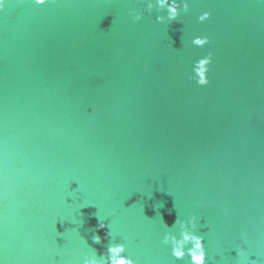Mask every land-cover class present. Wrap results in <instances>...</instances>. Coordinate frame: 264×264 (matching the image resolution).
<instances>
[{
	"label": "water",
	"instance_id": "95a60500",
	"mask_svg": "<svg viewBox=\"0 0 264 264\" xmlns=\"http://www.w3.org/2000/svg\"><path fill=\"white\" fill-rule=\"evenodd\" d=\"M189 2L162 25L147 0H6L0 264H83L110 243L186 264L161 240L190 216L207 264H264V3ZM209 53L199 86L192 63Z\"/></svg>",
	"mask_w": 264,
	"mask_h": 264
},
{
	"label": "clouds",
	"instance_id": "9594fccd",
	"mask_svg": "<svg viewBox=\"0 0 264 264\" xmlns=\"http://www.w3.org/2000/svg\"><path fill=\"white\" fill-rule=\"evenodd\" d=\"M50 0H32L35 5H44L49 3ZM54 2V0H51ZM260 3H264V0H259ZM6 0H0V10L5 7ZM163 10L166 14H160L155 17L157 23L162 25H169L172 21L181 19L183 14H187L190 10L189 0H147V9L151 11L153 8ZM133 21H140L143 18V14L138 11H132L129 13ZM211 17L210 11H202L197 16V21L203 23ZM210 38L207 35H194L190 39V44L197 48H204L210 44ZM212 63L211 53L200 56L192 63V71L189 79L194 80L199 86H206L209 83V65ZM178 222L175 220L174 223ZM106 227L104 220L98 219L96 225L97 231ZM198 217L190 216L182 223V231L179 236L171 231H165L163 234L161 243L170 248V254L175 260H186V264H207V249L205 247V238L198 232ZM112 234V231H108L105 234L107 238ZM94 243H101V236L94 234L92 237ZM190 245V246H189ZM237 255L239 253L237 252ZM83 264H137L130 255L127 254V247L125 243H110L107 246L106 251L97 255L93 252L89 256H85ZM249 264H252L249 261Z\"/></svg>",
	"mask_w": 264,
	"mask_h": 264
}]
</instances>
